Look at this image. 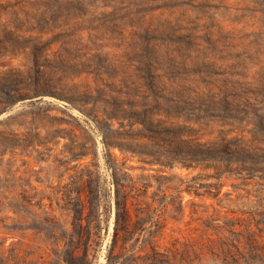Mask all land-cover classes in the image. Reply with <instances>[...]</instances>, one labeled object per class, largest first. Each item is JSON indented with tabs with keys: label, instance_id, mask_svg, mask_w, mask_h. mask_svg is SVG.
Instances as JSON below:
<instances>
[{
	"label": "rangeland",
	"instance_id": "rangeland-1",
	"mask_svg": "<svg viewBox=\"0 0 264 264\" xmlns=\"http://www.w3.org/2000/svg\"><path fill=\"white\" fill-rule=\"evenodd\" d=\"M188 138L197 167L138 153ZM110 153L143 225L117 235ZM79 176L102 227L68 260ZM158 220L229 240L175 264H264V0H0V264H151Z\"/></svg>",
	"mask_w": 264,
	"mask_h": 264
},
{
	"label": "trees",
	"instance_id": "trees-1",
	"mask_svg": "<svg viewBox=\"0 0 264 264\" xmlns=\"http://www.w3.org/2000/svg\"><path fill=\"white\" fill-rule=\"evenodd\" d=\"M185 142V155L184 157H169L167 161L160 159L158 155H154L152 151H139L140 154H145V156L141 157L144 162L155 164L161 163L165 165H174L175 162H180L182 165L190 168L197 167L200 158L203 154H205V150L210 148L206 142L194 141L193 138L183 139ZM158 144V141H155ZM231 142L226 141L224 145H222V151L230 152L232 151ZM134 152H136L134 150ZM72 156L76 158H83L85 153L83 152H72ZM153 156V157H150ZM126 159L122 162L118 161L117 158H112V153H110V157L107 159V166L111 170V174L113 177V181L116 185V204H117V212H116V235L118 233V225L121 221V216L124 218L123 226L130 227V225L134 222L139 223V219L134 220V217L138 212H133L131 206L129 205V198L133 195H130L129 191L126 190V186H129L128 183L122 181L120 177H118V172L125 166ZM172 160V161H171ZM96 164L98 167L99 164ZM92 173H96L95 170H91ZM99 177V175L97 176ZM79 183V186L76 189L78 196V206L75 208V213L72 220V225L74 227L73 231L65 230V236L68 237V248L67 251L69 254L68 260L74 259V251L79 246V244H83L84 252L88 255L91 246L94 241H96L97 237L100 236L101 230V219H97L94 215H91V211L86 212V201L82 200V195H86L88 198L92 197L94 190L91 187L90 180H84L82 176L76 180ZM128 182H130L131 186H135V179L133 176L128 177ZM197 195H201L202 193L196 192ZM89 203L95 205L94 199H89ZM183 209V207H182ZM196 212V211H192ZM191 221H187V225L185 228H179L182 232V236H175L171 240V246H162L161 243L156 241L157 239H161L164 236V230L166 223L158 220L156 222V230L154 235H152L151 239L154 238L153 241H150V246L152 249V253L147 257L150 258L151 264H175L174 258H176V254L181 251V257L178 258L181 262L185 261L186 263L191 262L193 258L189 259L190 254L194 253L196 257L202 256L204 249H208L210 252L215 254V244L217 240L220 241L222 246L229 244L228 239L225 240L222 237L215 238L214 236L206 235L203 229H200L199 226H192ZM138 227L143 226L139 223ZM137 225V224H135ZM216 226V225H213ZM230 232L233 233V229H229ZM129 236V235H128ZM158 237V238H157ZM183 237V239H182ZM232 240V239H231ZM74 246V250H70L71 247ZM164 247V248H162ZM73 248V247H72ZM172 254L174 255H171ZM189 253L186 256L184 253ZM177 260V259H176Z\"/></svg>",
	"mask_w": 264,
	"mask_h": 264
}]
</instances>
